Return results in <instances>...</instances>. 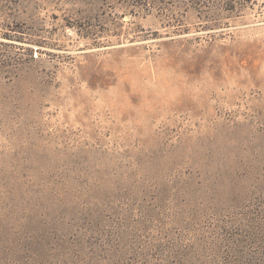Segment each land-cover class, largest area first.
Wrapping results in <instances>:
<instances>
[{
  "label": "rangeland",
  "instance_id": "obj_1",
  "mask_svg": "<svg viewBox=\"0 0 264 264\" xmlns=\"http://www.w3.org/2000/svg\"><path fill=\"white\" fill-rule=\"evenodd\" d=\"M0 264H264V0H0Z\"/></svg>",
  "mask_w": 264,
  "mask_h": 264
}]
</instances>
